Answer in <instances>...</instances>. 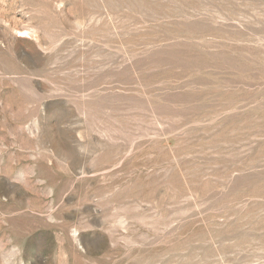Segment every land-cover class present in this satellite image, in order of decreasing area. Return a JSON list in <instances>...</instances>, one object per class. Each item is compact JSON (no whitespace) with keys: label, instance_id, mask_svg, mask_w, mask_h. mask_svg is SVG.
Returning a JSON list of instances; mask_svg holds the SVG:
<instances>
[{"label":"rangeland","instance_id":"obj_1","mask_svg":"<svg viewBox=\"0 0 264 264\" xmlns=\"http://www.w3.org/2000/svg\"><path fill=\"white\" fill-rule=\"evenodd\" d=\"M0 264H264V0H0Z\"/></svg>","mask_w":264,"mask_h":264}]
</instances>
